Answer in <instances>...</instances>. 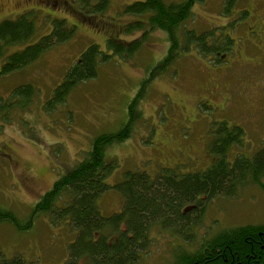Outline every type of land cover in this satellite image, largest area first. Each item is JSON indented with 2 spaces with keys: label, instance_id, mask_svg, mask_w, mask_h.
Wrapping results in <instances>:
<instances>
[{
  "label": "rangeland",
  "instance_id": "374dc122",
  "mask_svg": "<svg viewBox=\"0 0 264 264\" xmlns=\"http://www.w3.org/2000/svg\"><path fill=\"white\" fill-rule=\"evenodd\" d=\"M135 1L110 0L105 12L93 17L98 20L109 15L117 16L116 22H134L144 17L119 12ZM221 1L194 4L191 18L180 27V48L182 30L191 28L197 34L210 29L213 38L220 37V41L228 35L230 50L219 51L216 62L213 54L201 53L198 48L183 51L172 67L146 87L139 106L134 107L141 115L130 136L107 149V157L115 159L117 165L105 179L110 188L97 200L103 215L121 209L122 197L113 184L126 170L140 169L154 175L163 168L177 174L207 168L215 158L212 142L223 126L228 130L235 124L242 128L239 141L228 151L230 162L236 154L252 158L264 148V48L246 38L249 25L264 20V0H237L227 14L221 13ZM243 7H252L251 14L244 15ZM27 10L34 16L37 30L26 44L50 33L54 21L62 18L64 27H72L73 32L25 69L0 76V99L8 98L19 84L31 83L37 89L27 109L15 111L11 120L0 119V207L13 211L22 221L58 175L82 158L94 137L117 131L127 120V104L135 88L167 50L164 33L155 30L139 40L135 52L112 53L104 43L105 33L93 27L92 19L91 23L76 21V28L73 22L77 15L67 4L52 0H0V21L1 17L14 19ZM139 33L138 29L130 34L122 31L120 38L130 39ZM93 43L110 55L107 61L100 62L96 77L76 84L65 102L46 113L42 109L46 97L62 81L71 63ZM224 85L227 90L220 89ZM215 86H219L216 92L211 90ZM241 184L234 195L222 192L206 198L192 235L194 245L203 234L211 237L223 228L264 222L262 183L249 180ZM186 207L183 211H188ZM33 221L23 230L0 221V251L7 258L20 254L23 260L36 264H61L73 239L68 226L51 224L45 213ZM169 229L159 225L151 229L150 247L135 264H170L179 246L184 244L185 251L194 247L190 235H170Z\"/></svg>",
  "mask_w": 264,
  "mask_h": 264
},
{
  "label": "trees",
  "instance_id": "16d2710c",
  "mask_svg": "<svg viewBox=\"0 0 264 264\" xmlns=\"http://www.w3.org/2000/svg\"><path fill=\"white\" fill-rule=\"evenodd\" d=\"M109 1L78 0L75 10L80 13L75 20L89 23L92 19L93 27L105 33V45L112 53L120 55L135 52L140 46L139 40L152 31H161L167 42L165 55L148 69L135 88L136 92L127 104V120L117 131L94 137L82 158L63 170L35 202L25 221L13 211L0 207V221L11 222L18 229H29L34 218L42 213L47 214L53 225L66 224L73 239L67 245V256L61 264H135L148 251L150 232L156 225L163 229L170 228V235H190L194 245L192 235H195L196 222L201 217L206 200L217 194L221 195L222 192L227 193V196L234 195L238 186L245 184L241 182L249 180L256 184L262 183L264 187L260 181L264 180V148H260L252 158L235 153L236 156L230 162L228 151L233 143L239 141L238 133L242 132V128L235 124L228 130V127L223 126L221 134L212 142L215 158L207 168L184 174L163 168L154 175L140 169L126 170L123 177L113 184L122 197L121 209L110 215H103L97 200L110 188L105 179L117 165L115 159L107 157V149L130 136L135 120L141 115L138 108L134 112V107L139 106L146 87L154 78L172 67L183 51H196L198 48L201 53L213 54L215 57L212 60L216 62L219 60L216 58L218 52L229 51L231 42L228 35L220 41V37L218 40L213 38L210 29L197 34L190 28L182 30L184 42L180 48V27L191 18L194 4L204 0H137L125 5L119 12L144 17L136 18L134 22H116L117 16L109 15L98 20L93 17L104 13ZM236 2L237 0H222L221 13H229ZM251 8L243 7V14H251ZM118 22L119 26H123V31L130 34L138 29L140 33L133 38H125L126 40H122L121 36L111 37L110 27ZM130 25L135 28H130ZM254 25H249L246 38H251L264 48L263 36L262 41L257 36L260 30L256 21ZM36 30L34 16L29 10L14 19L4 18L0 21V76L25 69L39 60L52 46L65 42L73 32L72 27H64L62 18L54 21L50 33L42 35L34 43L26 44ZM109 56L97 43L88 45L71 63L62 81L46 97L42 109L51 113L65 102L76 84L96 77L100 62L107 61ZM36 90L31 83L12 88L8 98L0 99L1 121L11 120L15 111L27 109L34 100ZM0 151V157L3 158V150ZM185 206L188 211H183ZM184 249V244L176 249L170 264H264V222L223 228L211 237L203 234L200 242L192 249ZM0 264L36 263L23 260L20 254L7 258L0 251Z\"/></svg>",
  "mask_w": 264,
  "mask_h": 264
},
{
  "label": "flooded vegetation",
  "instance_id": "af4514ba",
  "mask_svg": "<svg viewBox=\"0 0 264 264\" xmlns=\"http://www.w3.org/2000/svg\"><path fill=\"white\" fill-rule=\"evenodd\" d=\"M54 3H62V4H67L68 5V8L70 11L74 12L77 16L80 12H78L77 10H75L76 6H78V0H60V2H58V0H52ZM73 1V4L70 5V2ZM2 19H4L5 17H1ZM78 22V21H77ZM76 20L73 22V26L78 28V23L80 24V22L77 23ZM257 23V26L259 27V30H260V33L257 35L259 37V39L261 40V37L263 36L264 38V20H262L260 23L256 22ZM84 24H82L81 26H83ZM79 26V27H81ZM111 37H113L114 35H116L117 37H119L121 35V32L123 31V26H119V22L115 25V26H111ZM71 29V28H70ZM77 30V29H75ZM74 30V31H75ZM118 30V31H117ZM115 38V37H114ZM262 41V40H261ZM224 87V88H223ZM221 87L220 89H224V90H227V86H223ZM219 86H215V87H212L211 90L215 91L218 90ZM222 95H224V93H222ZM226 100H230V99H226Z\"/></svg>",
  "mask_w": 264,
  "mask_h": 264
}]
</instances>
